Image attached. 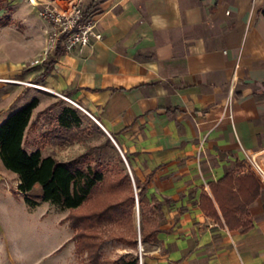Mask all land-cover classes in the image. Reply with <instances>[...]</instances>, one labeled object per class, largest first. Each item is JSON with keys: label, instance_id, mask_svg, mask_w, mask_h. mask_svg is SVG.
<instances>
[{"label": "crops", "instance_id": "1", "mask_svg": "<svg viewBox=\"0 0 264 264\" xmlns=\"http://www.w3.org/2000/svg\"><path fill=\"white\" fill-rule=\"evenodd\" d=\"M262 11L264 0H119L99 13L101 38L84 52L22 71L0 62V78L18 80L0 93L6 116L27 92L38 99L23 143L42 109L35 90L17 84L32 81L74 100L111 135L128 156L137 202L134 178L147 203H161L158 244L141 264H264V188L252 169L264 155ZM36 123L25 149L42 154L45 119ZM45 140L42 155L56 158L77 144ZM227 171L250 173L261 187L241 216L244 231L225 224L212 191Z\"/></svg>", "mask_w": 264, "mask_h": 264}, {"label": "trees", "instance_id": "2", "mask_svg": "<svg viewBox=\"0 0 264 264\" xmlns=\"http://www.w3.org/2000/svg\"><path fill=\"white\" fill-rule=\"evenodd\" d=\"M4 0H0V9ZM264 12V11H262ZM62 33L52 51V58L64 52ZM44 61L49 67L53 59ZM38 99L31 98L25 105L10 112L0 122V162L5 169L13 172L19 180L18 191L29 208H34L39 201H46L67 210L61 220L67 222L73 230L72 240L77 253H86L90 264H138L135 257L119 262L103 258V249L112 239L135 244L137 232L133 226V208L135 194L126 166L105 136V142L93 146L75 157L63 161L49 154L43 156L40 149L27 151L23 137L29 123L32 110ZM55 126L47 138L59 144H72L83 140L81 129L82 117L72 106H63L53 117ZM110 147L113 165L106 161L107 155L102 149ZM128 160V156L124 153ZM242 167L243 165H238ZM138 196L140 214V241L142 244L156 240L160 231L159 218L161 203L149 204L143 199V186L134 178ZM40 193L33 194L35 186ZM218 201L225 224L244 231L248 222L241 220L246 214V206L259 195L260 184L252 174L235 175L227 173L212 187ZM207 195H203L201 207L215 217Z\"/></svg>", "mask_w": 264, "mask_h": 264}, {"label": "rangeland", "instance_id": "3", "mask_svg": "<svg viewBox=\"0 0 264 264\" xmlns=\"http://www.w3.org/2000/svg\"><path fill=\"white\" fill-rule=\"evenodd\" d=\"M77 1L4 0L3 8L0 9V62L6 66L8 72L22 71L30 67L34 59L43 56L46 58L45 61L50 60L57 37L64 32L68 33L79 24L92 25L96 30L99 13L119 0H79L80 4L73 3ZM62 7L65 8V13L58 11ZM19 76L20 74L13 77ZM2 79L0 93L13 88L15 84L11 80H17ZM17 85L23 86V90L27 87L34 89V93L41 100L39 107L42 110L34 116L31 129L25 135L23 143L25 148L31 147L37 118L42 116L45 119V128L39 134L37 142L42 154L50 152L51 148L46 145L45 139L51 135L49 131L55 126L52 119L63 106L67 105L76 108L82 117L83 140L66 152L57 153L58 159L69 158L105 142V136L100 132L101 128L87 114L63 97L46 91L40 83L24 81L23 84ZM27 95L28 92L20 98L15 105L16 108L28 102ZM7 102L4 97L0 98V121L9 111L5 108ZM102 153L107 155L105 160L113 165L110 156L114 153L111 148H103ZM255 163L259 169L264 170V155L258 153L255 156ZM258 179L264 188V179L261 176H258ZM18 183V177L5 169L0 162V264H90L85 252L77 253L74 250L73 230L68 227L67 222L61 221L67 210L46 201H39L34 208H29L18 191ZM32 193H40L38 185L33 188ZM133 226L137 232L135 244L112 239L104 246L103 258L119 262L135 257L139 264L141 255V260L144 261L149 255L148 251H151L158 242L141 243V247L138 245L136 204L133 208Z\"/></svg>", "mask_w": 264, "mask_h": 264}, {"label": "built area", "instance_id": "4", "mask_svg": "<svg viewBox=\"0 0 264 264\" xmlns=\"http://www.w3.org/2000/svg\"><path fill=\"white\" fill-rule=\"evenodd\" d=\"M59 37H57L58 39ZM101 38L100 33L94 29V26L88 25V24H79L77 26H74L73 29H71L66 35L64 36L62 40V45L64 48V51L70 52V51H78V52H84L87 47L92 46L91 40H99ZM56 39V41H57ZM56 44V42H55ZM55 46V45H54ZM54 48V47H53ZM46 60V58L43 56L39 59H34L31 64L36 65L43 63ZM0 80H3L0 78ZM11 81H17V80H11ZM44 89H47L43 87ZM54 92V91H52ZM55 94L63 97L65 100L73 104L74 106L82 109L74 100L71 98L64 96L60 93L54 92ZM83 110V109H82ZM84 111V110H83ZM94 120V118L92 117ZM136 195V192H135ZM139 264H141V255Z\"/></svg>", "mask_w": 264, "mask_h": 264}, {"label": "water", "instance_id": "5", "mask_svg": "<svg viewBox=\"0 0 264 264\" xmlns=\"http://www.w3.org/2000/svg\"><path fill=\"white\" fill-rule=\"evenodd\" d=\"M98 126H100V128L103 129V127H101V125L98 124ZM104 130V129H103ZM106 132V131H104ZM108 138L110 139L111 143L113 144V146L116 148V150L118 151V153L120 154L125 166H126V169L128 171V174L131 178V181H132V184H133V179H132V176H131V173H130V169H129V166L127 164V160L125 158V156L123 155V153L121 152L119 146L116 144L115 140L111 137V135H109L108 133H106ZM134 192H135V188H134ZM135 204L137 206V228H138V238H139V235H140V223H139V208H138V202H137V198L135 197ZM138 245L140 246V241L138 242Z\"/></svg>", "mask_w": 264, "mask_h": 264}, {"label": "bare ground", "instance_id": "6", "mask_svg": "<svg viewBox=\"0 0 264 264\" xmlns=\"http://www.w3.org/2000/svg\"><path fill=\"white\" fill-rule=\"evenodd\" d=\"M73 3L80 4L79 0H78L77 2H73ZM64 9H65V8L62 7V8H59L58 11H59L60 13H65V10H64ZM38 87H40V86H38ZM252 169L257 173L258 176H261L262 179H264V170L259 169V168L257 167L256 163H253V162H252Z\"/></svg>", "mask_w": 264, "mask_h": 264}]
</instances>
